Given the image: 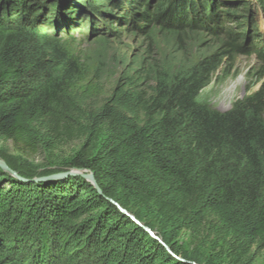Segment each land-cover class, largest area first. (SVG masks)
<instances>
[{
  "label": "trees",
  "instance_id": "1",
  "mask_svg": "<svg viewBox=\"0 0 264 264\" xmlns=\"http://www.w3.org/2000/svg\"><path fill=\"white\" fill-rule=\"evenodd\" d=\"M28 1L0 0V14L8 3L28 10ZM123 1L115 2L123 19L140 15L144 27L176 37L196 30L194 15L218 17L210 0L154 9L142 1L138 14L134 0ZM9 24H0V143L15 142L20 154L0 157L25 178L87 170L99 191L78 174L22 181L0 167V264L15 241L30 264H258L260 256L264 264L263 90L226 111L200 103L217 68L208 58L183 73L133 70L106 88L79 51ZM236 37L223 41L226 52L241 49ZM255 37L245 48L264 59ZM37 155L45 165L28 160ZM184 230L198 248L190 257L177 241Z\"/></svg>",
  "mask_w": 264,
  "mask_h": 264
},
{
  "label": "rangeland",
  "instance_id": "2",
  "mask_svg": "<svg viewBox=\"0 0 264 264\" xmlns=\"http://www.w3.org/2000/svg\"><path fill=\"white\" fill-rule=\"evenodd\" d=\"M134 1L129 4L133 5V12L138 14L137 12L141 11L138 3L142 1L154 9L161 4L162 7L167 6L172 0ZM210 1L214 3L212 9L217 13L218 20L194 15L196 20L201 22L199 26H195L196 30L185 31L177 37L152 30L150 26L144 27L145 22L140 15H133L136 17L135 22L127 17V21L123 19L125 11L118 5L125 3L123 0H30L25 6L28 10H23V6L14 8V5L8 3L7 10L0 14V24L5 26L12 23L9 25L14 26L15 23H20L23 26L37 27L38 31L33 34L28 31L29 38L45 34L58 40L64 47L79 51L91 64L98 67L101 83L106 88H109L120 74L133 70L143 73L142 77L155 67L167 69L172 74L183 73L195 62L208 58L217 68L199 91L197 100L213 109L226 111L236 100H241L258 90L264 92V59L252 49L245 48L252 33L259 41L257 43L263 44L261 41L264 39V0ZM71 7L72 11L67 12ZM225 11L232 13L226 14ZM232 34L237 35L236 41L241 49L228 53L223 41ZM80 144V141H72L65 145L62 151L65 155L73 153ZM0 152L4 155L20 154L17 144L11 140L0 143ZM28 160L38 167L46 163L43 155L30 157ZM66 170L69 169L52 173ZM177 241L189 257L198 252V248H192L193 240L189 231H182ZM22 247L20 242L15 241L9 252L11 257L4 259L3 264H14L15 261L30 264L23 261L25 256L21 253L24 251L21 250ZM262 261L260 256L257 263Z\"/></svg>",
  "mask_w": 264,
  "mask_h": 264
},
{
  "label": "water",
  "instance_id": "3",
  "mask_svg": "<svg viewBox=\"0 0 264 264\" xmlns=\"http://www.w3.org/2000/svg\"><path fill=\"white\" fill-rule=\"evenodd\" d=\"M0 167L5 170L6 172H8L9 174H11L12 176L17 177L18 179L22 180V181H34V182H46V181H51V180H56L59 178H63L66 177L68 175H81L83 178L87 179L88 181H90L94 187L99 191V187L96 183V180L94 179L93 175L91 172H84L86 170L84 169H75V168H71L69 170L66 171H62V172H57V173H52V174H45V175H40V176H36L33 178H25L20 176L16 171H14L13 169H11L7 163L3 160L0 159ZM114 204L122 211L126 213V210L121 208L116 202H114ZM132 218L134 219V217L132 216ZM136 221V220H135ZM147 229V228H145ZM147 231L156 239H159L156 235H154V233L147 229ZM174 255V254H173ZM175 256V255H174Z\"/></svg>",
  "mask_w": 264,
  "mask_h": 264
}]
</instances>
